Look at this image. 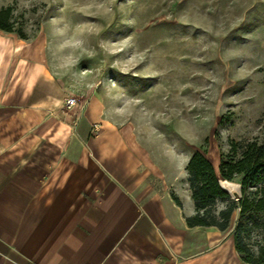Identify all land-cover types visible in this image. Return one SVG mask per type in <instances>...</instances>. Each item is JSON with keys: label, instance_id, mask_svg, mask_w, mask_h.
<instances>
[{"label": "crops", "instance_id": "1", "mask_svg": "<svg viewBox=\"0 0 264 264\" xmlns=\"http://www.w3.org/2000/svg\"><path fill=\"white\" fill-rule=\"evenodd\" d=\"M69 95L0 30V264H248L234 231L188 225L196 208L178 170L100 98L68 106Z\"/></svg>", "mask_w": 264, "mask_h": 264}, {"label": "rangeland", "instance_id": "2", "mask_svg": "<svg viewBox=\"0 0 264 264\" xmlns=\"http://www.w3.org/2000/svg\"><path fill=\"white\" fill-rule=\"evenodd\" d=\"M2 6L13 7L29 37L23 40L67 86L69 99L100 98L183 183L198 150L218 168L233 141L264 143V0H0ZM230 185L236 198L240 185ZM250 243L257 250L264 231H254Z\"/></svg>", "mask_w": 264, "mask_h": 264}, {"label": "trees", "instance_id": "3", "mask_svg": "<svg viewBox=\"0 0 264 264\" xmlns=\"http://www.w3.org/2000/svg\"><path fill=\"white\" fill-rule=\"evenodd\" d=\"M0 30L16 33L28 39L22 26L16 25L12 6L0 7ZM188 183L196 212L187 217L190 227H217L227 231L234 228L235 246L248 264H264V243L256 250L250 243L254 231H264V143L258 140L233 141L230 152L221 157L219 167L201 151H196L187 164ZM240 185L241 194L233 198L221 181ZM177 201L179 199L176 197ZM226 201L220 210L217 205Z\"/></svg>", "mask_w": 264, "mask_h": 264}, {"label": "built area", "instance_id": "4", "mask_svg": "<svg viewBox=\"0 0 264 264\" xmlns=\"http://www.w3.org/2000/svg\"><path fill=\"white\" fill-rule=\"evenodd\" d=\"M76 103H77V99L76 98H71V99L68 100L67 105L68 106H72V105H75ZM95 129L98 130V125L97 124H95Z\"/></svg>", "mask_w": 264, "mask_h": 264}, {"label": "bare ground", "instance_id": "5", "mask_svg": "<svg viewBox=\"0 0 264 264\" xmlns=\"http://www.w3.org/2000/svg\"><path fill=\"white\" fill-rule=\"evenodd\" d=\"M222 185H223V187H225V189H228V191H231V188H230V183L229 182H227L226 180H224L223 182H222Z\"/></svg>", "mask_w": 264, "mask_h": 264}]
</instances>
